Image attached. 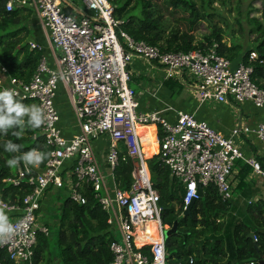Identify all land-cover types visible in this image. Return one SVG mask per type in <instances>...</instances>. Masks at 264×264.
Instances as JSON below:
<instances>
[{
	"label": "built area",
	"instance_id": "built-area-1",
	"mask_svg": "<svg viewBox=\"0 0 264 264\" xmlns=\"http://www.w3.org/2000/svg\"><path fill=\"white\" fill-rule=\"evenodd\" d=\"M74 2L9 0L5 5L7 12L33 11L54 67L43 58L30 81L9 78L5 84L0 82V91L10 90L14 99L39 108L40 136L50 149L46 160L35 151L41 159L24 161L18 175L6 180L13 187L24 182L31 192L19 205L0 200V213L12 229L0 232V248L15 264L34 263L39 237L50 235L48 224L38 215L46 192L55 189L65 190L72 203L82 206L90 194L107 214V224L116 237L110 246L111 264H169L164 236L168 227L161 221L160 197L152 187L150 157L142 152L139 129L153 126L161 130L155 137L160 160L182 186L185 208L201 200L199 186L204 193L212 186L220 201L229 204L233 200L231 177L238 161L250 165L254 175L263 180L264 168L236 143L239 129L226 137L193 114L179 113L175 123H168L161 112H139L129 66L139 57L158 63L168 78L187 73L201 105L251 104L263 112V118L256 128L244 132L255 135L264 146V87L255 83L252 67L259 54L252 51L248 60L234 66L218 52L217 44L203 51L163 53L129 36L123 30L127 21L116 17L110 0H80V6ZM0 71L7 73L3 67ZM61 89L80 128L71 138H66L59 126L56 100ZM101 139L108 147L104 160L96 151ZM121 164L132 167V182L126 189L117 181ZM152 234L156 240L150 242ZM253 239L258 241L255 235ZM144 247L149 248V254L141 252Z\"/></svg>",
	"mask_w": 264,
	"mask_h": 264
},
{
	"label": "trees",
	"instance_id": "trees-1",
	"mask_svg": "<svg viewBox=\"0 0 264 264\" xmlns=\"http://www.w3.org/2000/svg\"><path fill=\"white\" fill-rule=\"evenodd\" d=\"M8 1H0V66L7 70L9 77L28 82L46 54L43 49H34L31 46L29 38L32 30L27 27L26 22L32 16V12L27 9L7 12L5 5ZM110 2L115 8L116 17L127 21L123 30L129 36L135 41L157 47L163 53L203 51L205 47L210 48L217 44L218 52L226 59L233 61L242 52L239 47L224 45L221 30L211 31V34L205 36L203 42L199 44H196V39L189 33L181 34L174 31L166 34L163 17L154 15L155 8L146 0H136L134 5L131 0H110ZM203 2L205 3V0ZM169 8L182 9L185 13H189V21L192 25L200 19V12L192 0H168L164 4V9L169 10ZM261 19L262 22L257 24L259 40L253 49L259 53V59L252 64V67L255 83L264 87V9L261 12ZM41 42L40 45L44 46L45 41ZM251 52H247L245 61L248 60ZM22 120L23 125H18L15 133H13V127L0 132V200L10 205L21 204L24 197L31 192V188L24 182L20 187H13L6 182L18 175V167L22 166V160L19 158L30 151H39L46 160L50 151L43 137L40 136L41 124L38 127L32 126L35 132L30 133L27 126L28 117L25 116ZM34 135L38 138L34 139ZM9 141L18 145L19 149L6 151L4 146ZM159 155L160 152L157 149L147 163L151 173L152 187L160 197L159 207L163 211L161 221L163 226L170 229L175 222H178L177 233L165 239L168 263L207 264L206 261L203 262V258L211 260L214 264L223 262L227 253L220 236L222 233L230 232L231 235L227 237H234L238 247L239 263L235 264L259 262L264 264V202L249 207L242 215L244 218L241 217L243 221H236L237 218L228 213L229 204L220 201L217 190L210 186L205 189L204 198L193 205L191 215L184 217V191L180 183L171 176ZM14 157L17 158L16 165L8 166L6 162ZM13 169L16 170L15 173ZM131 170L132 167L125 164H121L117 169V181L122 189L128 188L132 182ZM249 172L251 170H247L245 175ZM51 190L55 189L49 191ZM42 206L38 216H42ZM58 208L59 230L55 245L60 249L59 254L54 257L51 252L53 244L51 228L48 225L50 235L39 237L33 264H39L44 260L48 264L52 259L57 258L60 264H111L113 255L110 246L116 241V237L107 224V214L93 197L89 194L88 203L83 206L66 199ZM219 217H228L223 220H227V224L218 223ZM199 227L204 229L199 231ZM210 228L212 229L211 239L215 242V246L208 249L206 244L203 248H199L195 243L196 240L207 233L210 234L207 232ZM252 233L257 237V242L249 237ZM141 252L149 254V248L144 247ZM0 264H15L1 248Z\"/></svg>",
	"mask_w": 264,
	"mask_h": 264
},
{
	"label": "crops",
	"instance_id": "crops-1",
	"mask_svg": "<svg viewBox=\"0 0 264 264\" xmlns=\"http://www.w3.org/2000/svg\"><path fill=\"white\" fill-rule=\"evenodd\" d=\"M74 3L77 6L81 5L80 0H75ZM70 6L71 4H67V9L69 10V12H73L72 9H70ZM27 10H30L32 12V16L36 18V22H38L37 24L40 28V31L42 32V39H44L45 36L37 17L31 9L27 8ZM36 45H38L41 49L46 50V55L43 58H46L49 66L53 68L54 62L52 53L47 43L45 42L44 46L40 44ZM246 55L247 53L243 54L241 52V54L236 59L231 61L232 64L234 66H237L239 63L245 60ZM1 68L2 67L0 66V70ZM129 72L131 75L130 86L137 94V99L139 102V112H161L162 117L168 123H175L179 113L193 114L198 121L206 122L216 132L226 137H229L234 129H239L240 135L236 140V143L242 148V151L246 156L255 158L264 168L263 144L257 140L255 135L249 132H244L245 129L252 130L258 126L263 118V112L261 110L254 108L251 104H246L242 107H239L208 102L201 105L199 96L195 89L196 87L187 74L184 73L183 76L175 75L173 78H168L166 71L158 63L149 62L139 57H136L132 60V63L129 66ZM9 78L11 77H9L8 72L6 74H2V72L0 71V82L5 84ZM34 106L36 105L34 104ZM56 108L60 113L59 126L62 130L63 135L66 138H71L72 136L77 135L80 132V128L77 123L75 114L71 108L69 99L63 89H61L58 94V98L56 100ZM154 129V136L156 137L161 130L159 129V127H154ZM107 148V142L104 139H101L96 143V151L101 160H104V158L106 157L108 152ZM23 163L24 160H22V166ZM22 166L18 167V171ZM247 170H251V172L245 175ZM231 184L233 188V200L229 203L230 210L228 213L237 218H234L236 221H243L242 218L244 217H242V215L245 214L249 207L264 202V180L261 177L254 175L252 167L246 162L240 160L236 163V166L233 170ZM53 192H63L62 194L66 199H68V193L65 190H51L46 193L43 199L42 216L40 220L42 223H47L53 231V235L51 234L52 243L54 241L56 242L57 240V235L54 234V230H59V217L56 215V219L53 220L52 217L50 219L44 211L52 203ZM54 206L59 207V203H55ZM45 215L46 220H44L43 218V216L45 217ZM189 215H191V213ZM183 216L186 217L184 213ZM225 218L219 217L217 222H224L225 224H227V220L223 221L225 220ZM54 227L55 229H53ZM203 229L204 228L201 227L198 228L199 231ZM168 230H170L169 227ZM211 230V228L207 230V232H209L210 234L207 233L201 239L196 240L195 243L199 246V248H203L206 244L208 245V249L215 246V242L211 239ZM228 235H231V233H222L220 236L223 241L227 257L223 262H219L218 264L239 263L237 255L238 247L235 244L234 237L228 238ZM53 254L54 257L57 256L55 255V253ZM205 261L207 264H214V262H212L211 260L203 258V262ZM39 264H47V261H41ZM48 264H60V261L58 258L52 259Z\"/></svg>",
	"mask_w": 264,
	"mask_h": 264
},
{
	"label": "rangeland",
	"instance_id": "rangeland-1",
	"mask_svg": "<svg viewBox=\"0 0 264 264\" xmlns=\"http://www.w3.org/2000/svg\"><path fill=\"white\" fill-rule=\"evenodd\" d=\"M131 1L132 5L136 2V0ZM146 1L150 2L151 6L155 8L154 15L157 17L161 15L163 17V22L167 30L166 34L174 31L180 32L181 34L189 33L196 39V44H199L203 42L205 36L211 34V31L221 30L224 45L227 47H239L243 54L253 51L258 43L257 40H259L260 33L258 32L257 24L262 22L261 12L264 9V0H205V3L203 0H192L200 12V19L193 25L189 21V13H185L182 9H164V4L168 0ZM37 23L34 16L29 17L26 22L27 27L32 30L29 38L32 44H40L42 43L41 41L45 40V38L42 39V34ZM205 49H208V47H205ZM44 52L46 53V50ZM21 103L28 107L34 106V104L30 105L32 103L29 102ZM27 126L30 133L35 132L32 126L29 124ZM36 132L39 133L38 131ZM13 171L14 173L16 172L15 169ZM62 193L53 192L52 203L44 211L50 219L51 217L53 220L56 219V215L60 217L58 213L59 208L54 205L55 203H59L60 205L66 200ZM43 218L46 220V215ZM51 234H53L52 230ZM54 234L58 235V230H54ZM52 244L51 252L58 256L60 249L55 245V241Z\"/></svg>",
	"mask_w": 264,
	"mask_h": 264
},
{
	"label": "clouds",
	"instance_id": "clouds-1",
	"mask_svg": "<svg viewBox=\"0 0 264 264\" xmlns=\"http://www.w3.org/2000/svg\"><path fill=\"white\" fill-rule=\"evenodd\" d=\"M14 95V92L10 90L0 91V132L7 131V129L15 125L22 124V117L25 115H27L28 122L31 126L38 127L42 123V115L39 108L23 105L19 100L14 99ZM4 147L6 151L19 149V146L13 144L11 141L7 142ZM19 159L24 161H32L35 159L39 161L41 157L37 155L35 151H30L23 154ZM6 163L10 167L16 165L17 158L14 157L9 159ZM10 231H12V229L7 223L6 217L0 213V232Z\"/></svg>",
	"mask_w": 264,
	"mask_h": 264
},
{
	"label": "bare ground",
	"instance_id": "bare-ground-1",
	"mask_svg": "<svg viewBox=\"0 0 264 264\" xmlns=\"http://www.w3.org/2000/svg\"><path fill=\"white\" fill-rule=\"evenodd\" d=\"M142 152L146 158L150 157L157 150V143L155 142L154 127L140 128ZM151 225V224H149ZM154 231V229H153ZM156 236L152 234L150 242L155 241Z\"/></svg>",
	"mask_w": 264,
	"mask_h": 264
},
{
	"label": "water",
	"instance_id": "water-1",
	"mask_svg": "<svg viewBox=\"0 0 264 264\" xmlns=\"http://www.w3.org/2000/svg\"><path fill=\"white\" fill-rule=\"evenodd\" d=\"M17 129H18V125L13 126V133H15L17 131ZM198 193H199L201 199L204 198V192H203V189L201 186H199V188H198ZM194 204H195V202H192L189 206L186 207L185 212H184L185 216L189 215L191 213V210H192V207ZM177 230H178V222H175L173 228H171L170 230H166L164 232L165 239L172 236L173 234H176ZM249 237L253 238V234H250ZM253 264H263V263L259 262V263H253Z\"/></svg>",
	"mask_w": 264,
	"mask_h": 264
}]
</instances>
